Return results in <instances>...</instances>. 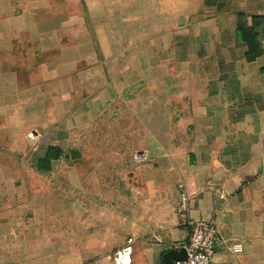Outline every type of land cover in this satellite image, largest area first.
<instances>
[{"label": "crops", "instance_id": "obj_1", "mask_svg": "<svg viewBox=\"0 0 264 264\" xmlns=\"http://www.w3.org/2000/svg\"><path fill=\"white\" fill-rule=\"evenodd\" d=\"M259 17L264 0H0V264H112L130 238L132 264H170L200 220L212 264H264Z\"/></svg>", "mask_w": 264, "mask_h": 264}, {"label": "built area", "instance_id": "obj_2", "mask_svg": "<svg viewBox=\"0 0 264 264\" xmlns=\"http://www.w3.org/2000/svg\"><path fill=\"white\" fill-rule=\"evenodd\" d=\"M31 140H35L29 135ZM182 207L186 209V197L182 198ZM220 242V233L214 221H195L191 223V235L186 244L175 250L184 248L187 253L185 261H177L174 264H212L216 250ZM233 250H242L240 242L234 243ZM133 239L117 250L112 257V264H132Z\"/></svg>", "mask_w": 264, "mask_h": 264}, {"label": "water", "instance_id": "obj_3", "mask_svg": "<svg viewBox=\"0 0 264 264\" xmlns=\"http://www.w3.org/2000/svg\"><path fill=\"white\" fill-rule=\"evenodd\" d=\"M167 258H170V264H174L177 261H185L187 259V253L184 248L171 250Z\"/></svg>", "mask_w": 264, "mask_h": 264}, {"label": "trees", "instance_id": "obj_4", "mask_svg": "<svg viewBox=\"0 0 264 264\" xmlns=\"http://www.w3.org/2000/svg\"><path fill=\"white\" fill-rule=\"evenodd\" d=\"M263 19H264V18H262V17H259V19L257 18V23H256V24H258V20H263ZM255 22H256V18H255ZM254 25H255V23L253 22L252 28H250V29L248 30L249 32H251L252 29H254V28H253Z\"/></svg>", "mask_w": 264, "mask_h": 264}]
</instances>
